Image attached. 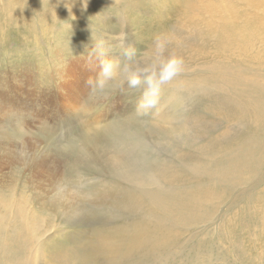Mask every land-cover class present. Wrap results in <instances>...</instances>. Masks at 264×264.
Masks as SVG:
<instances>
[{"label":"rangeland","instance_id":"1","mask_svg":"<svg viewBox=\"0 0 264 264\" xmlns=\"http://www.w3.org/2000/svg\"><path fill=\"white\" fill-rule=\"evenodd\" d=\"M137 3L0 0V264H264V4Z\"/></svg>","mask_w":264,"mask_h":264},{"label":"bare ground","instance_id":"2","mask_svg":"<svg viewBox=\"0 0 264 264\" xmlns=\"http://www.w3.org/2000/svg\"><path fill=\"white\" fill-rule=\"evenodd\" d=\"M126 1L128 2L129 5H132V4L136 5L138 4L137 2H139V0H126ZM154 1L156 2L157 5L160 6V10L162 9L164 12H169L171 16L175 15L176 13H183L185 14V17H189L187 15L188 11H190L192 14H195L196 12L195 7H199V5L202 9L210 12L212 10H217L219 6L221 5L222 1L230 2V0H154ZM143 2H145V0H142V3ZM159 2H164V4H160ZM44 3L45 2H43V4ZM256 4H264V0H256ZM222 16H225V17L230 16L233 18H237L236 15H231L230 13H223ZM16 18L18 19V17ZM224 29H226V32H223L218 36L220 39V43H227V44H230L231 46L241 47L246 39V36L237 32L234 26H226Z\"/></svg>","mask_w":264,"mask_h":264},{"label":"clouds","instance_id":"3","mask_svg":"<svg viewBox=\"0 0 264 264\" xmlns=\"http://www.w3.org/2000/svg\"><path fill=\"white\" fill-rule=\"evenodd\" d=\"M183 70V60L178 56H172L162 63L159 68V75L155 79L150 78L147 81V91L145 92L144 99L141 103L142 107L150 108L157 103L161 87L171 81L175 76L180 74ZM113 65L106 63L103 65V76L111 78L113 75ZM101 85L103 80H101ZM128 83L136 86L140 83L135 74L129 77Z\"/></svg>","mask_w":264,"mask_h":264}]
</instances>
